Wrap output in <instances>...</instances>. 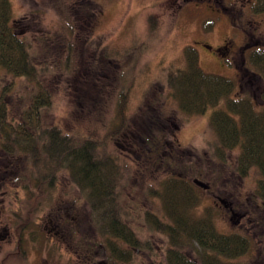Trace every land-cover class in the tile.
Listing matches in <instances>:
<instances>
[{"label":"trees","instance_id":"16d2710c","mask_svg":"<svg viewBox=\"0 0 264 264\" xmlns=\"http://www.w3.org/2000/svg\"><path fill=\"white\" fill-rule=\"evenodd\" d=\"M70 3L71 6H54L59 24L45 29L35 14L14 18L12 0H0V78L4 74L10 85L3 87L4 95L0 94V133L4 145H19L28 152L38 179L55 180L59 178L60 169L67 170L68 177L85 188L93 224L105 238H110L109 241L142 249L148 247L157 253L151 238L156 232L165 234L166 260L160 258L159 261L157 257L156 264H251L240 262V258L246 254L252 257L256 251L260 264H264L263 213L257 215L256 238L254 221L247 223L250 230L241 228L225 233L216 228L208 213L196 211L201 197L193 192V185L182 173L192 168L196 157L174 150H168L164 158L161 154L164 136L168 135L166 127H161L166 123L162 103L150 102L142 107L138 120H128L127 90H122L114 118L105 123L100 110L103 102L98 101L105 97L107 90H100L104 86L99 81L104 83L102 74L106 72L103 71L114 60L107 50L101 49V41L89 38L96 19L84 14L99 6L94 0H70ZM81 33L89 39L85 47L73 41ZM82 50L85 52L80 54ZM262 55L259 62L264 64V53ZM186 59L185 68L170 69L171 97L189 113L205 112L210 105L216 106L210 117V126L216 133L215 151L238 149L235 160L231 161L238 178L257 166L261 177L254 197L257 201L264 200V103L260 108L251 96L237 95L227 100L226 107H217L233 90V80L204 71L193 46L186 49ZM77 60L76 67L74 61L77 64ZM81 69L86 73L82 75ZM50 74L53 78L58 74H75L73 84L67 85L72 86L68 91L73 93L72 101H76L73 107L77 113L98 114L94 119L97 127L105 126L103 134H96L97 127L87 132L65 130L59 124L40 118L41 110L52 106L48 90ZM16 77L28 79L35 91L26 98L10 97L9 90L14 87ZM261 100L264 102V86ZM117 138L123 139L126 146L131 144L137 154L118 149L114 143ZM112 145L118 152L111 150ZM177 164L181 174L174 170ZM151 172L154 176L148 180L155 183L149 182L144 193L148 196L152 194L149 190L155 188L154 193L163 203V217L151 209L141 210L138 200L131 195L133 190L136 195L139 188L133 180L145 181ZM202 174L200 167L194 171L196 176ZM136 221L147 226L152 234L149 239L137 233L133 227Z\"/></svg>","mask_w":264,"mask_h":264},{"label":"rangeland","instance_id":"374dc122","mask_svg":"<svg viewBox=\"0 0 264 264\" xmlns=\"http://www.w3.org/2000/svg\"><path fill=\"white\" fill-rule=\"evenodd\" d=\"M94 1L97 3L96 6H99L98 9L92 10L93 13H84L85 16L96 19V25L89 33V38L94 42L101 41V49L107 50L114 60L113 64L108 65L106 71H103L106 72L102 74L104 83L99 81L100 85L104 86L100 90H107L105 97L98 101V103L103 102L100 110L103 112L101 116L105 123L114 118L118 95L122 90H127L126 115L128 120H138V115H140L144 105L150 102L152 104L162 103L165 112L163 118L166 123L161 127L163 129L166 127L168 134L164 136V149L168 152L173 147L174 151L180 154L196 157L192 168L189 169L188 167L184 172L181 171L180 165L177 164L174 167L177 174L182 172L187 176V179L193 185L191 187L193 192L201 197L199 207L195 206L198 209L196 211H199V213L202 211L204 214L208 213V215L206 214L207 217L213 220L216 228L225 233L242 230L241 228L250 230L247 223L254 221L256 224H254L253 233L257 238L256 226L259 225L257 215H262V212L254 206L256 201L254 197L255 189L261 177L259 168L253 166L243 178H238L237 172H234L236 166L231 162L235 160L238 149L234 151H215L216 133L210 126V117L216 106L210 105L205 112L189 113L181 108L177 99L171 97L170 93L173 89L169 85L170 69L185 68L187 66L186 49L190 46L196 49L199 55V64L204 71L235 80L237 75L230 60L223 59L219 53L210 50L205 44L214 46L228 37L240 42L242 32L237 28H232L226 15L215 11L209 6L196 5L194 1ZM54 6H71V3L70 0H12V15L14 18H18L25 14L30 17L35 14L39 18L40 26L51 29L59 24L58 14ZM254 7L259 8V6ZM254 18L259 19V16L255 15ZM32 23L36 25V22ZM244 26L252 28L264 36V22L257 26L254 19L251 18V20L244 21ZM85 36L81 33L80 37H77L76 41L73 38V41L78 46L85 47L89 40ZM83 52L85 51L82 50L80 54ZM63 54H65V51H63ZM259 55L261 54L259 53ZM261 56L263 57V55ZM74 64L77 67L78 60L77 64L75 61ZM243 67L247 68L246 76L252 74V72L259 74L258 79L254 81L256 84L253 85L252 83L251 85L245 79L241 93H236L238 87L235 86V90L230 95L225 96L217 107H226L227 100L237 97V95H247L251 96L257 107L261 108V104L264 103L260 100L264 86V64L258 63L256 60L254 62V59L247 54ZM81 71L82 75L86 73L85 69H81ZM3 75L0 78L1 95H4L5 92L3 87L10 86ZM74 75L59 76L58 74L55 78L51 74L49 75L51 81L48 84V90L51 92L52 106L48 109L43 108L40 112V118L48 123L59 124L65 130L87 132L97 127L94 118L98 114L92 112L88 114L83 113V111L77 113L74 109L73 106L76 105L73 104L76 101H72L71 96L73 93L68 91L72 86H67L73 84ZM14 81V87L9 90L10 95L12 94L10 97L22 98L23 96V98H26L29 93L35 91L34 84L24 77H16ZM74 81L76 82V80ZM100 85H98V88ZM73 87L75 88V85ZM161 93L162 96H160ZM95 109L97 110L96 107ZM89 115L93 117L90 118ZM104 131L105 126L99 124L96 134H103ZM114 143L118 149L124 144L121 138L115 139ZM110 148L114 153L118 152V149L113 145ZM199 167L202 169L203 174L196 176L194 171ZM59 172V178L71 179L68 177L67 170L60 169ZM152 176H154L153 172L147 174L145 181L144 179L135 180V182L133 180L132 183H137V186L141 189H136V195L133 190L131 195L133 199L138 200L141 210L151 209L163 217L165 212L163 203L161 197L154 193L155 188L149 190L152 194L149 193L148 196L144 193L149 182L155 183L148 180ZM194 177H199L208 182L210 188L206 189L194 184L192 181ZM214 191L223 193L222 197L227 201L233 199L237 203L242 204L244 202L249 211L248 216L240 222L231 219V212L225 209L224 203L212 196ZM236 222L239 223L235 224ZM91 223L93 224L92 219L89 220V217H87V235L92 232ZM133 224L141 237L144 239L151 237L152 234L146 225L138 222H133ZM154 234L155 236L151 238L154 246L160 245L162 247H159L163 249V245L167 244L165 242L166 235L160 232ZM153 257L155 261H161L156 259L157 254H154ZM252 257L250 254L243 255L240 262L260 264L261 258L257 256V251L255 257ZM135 259L137 262L138 257Z\"/></svg>","mask_w":264,"mask_h":264},{"label":"flooded vegetation","instance_id":"af4514ba","mask_svg":"<svg viewBox=\"0 0 264 264\" xmlns=\"http://www.w3.org/2000/svg\"><path fill=\"white\" fill-rule=\"evenodd\" d=\"M184 1H194L196 5L209 6L226 15L232 28L242 32L240 42L224 38L210 50L233 64L237 75L233 80V90L237 86V94L241 93L245 79L251 85L256 84L254 81L259 74L252 72L246 76L247 68L243 64L247 54L259 63L264 53V36L245 27L244 21L252 18L257 26L264 22V0ZM255 15L259 19H255ZM4 142L0 133V264H156L154 254L159 260L160 257L166 260L167 244L163 249L153 244L158 251L155 253L148 247L142 249L129 243H113L92 223V232L87 235L86 219L89 217L91 220L92 216L83 185L74 179H38L29 153L19 145L11 147ZM120 148L129 154H137V149L131 144H123ZM173 150V147L169 149ZM169 151L163 148V158ZM222 194L220 191L212 192L220 202ZM226 204L224 206L231 212V219L240 222L248 216L244 202L241 204L231 199L226 200ZM254 206L264 214L263 199L256 200ZM235 212L237 214L233 215Z\"/></svg>","mask_w":264,"mask_h":264},{"label":"water","instance_id":"95a60500","mask_svg":"<svg viewBox=\"0 0 264 264\" xmlns=\"http://www.w3.org/2000/svg\"><path fill=\"white\" fill-rule=\"evenodd\" d=\"M205 46H206L207 48H209V49L212 48V45H211V44H205ZM192 181H193V183L196 184L197 186H201L202 188H209V183L206 182L205 180L199 178V177H194ZM220 200H221L222 203L226 204V199H225V198L221 197ZM226 205H227V204H226ZM236 214H237V212L233 213V215H236ZM238 214H239V213H238ZM238 216H240V214H239Z\"/></svg>","mask_w":264,"mask_h":264}]
</instances>
